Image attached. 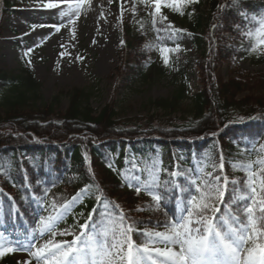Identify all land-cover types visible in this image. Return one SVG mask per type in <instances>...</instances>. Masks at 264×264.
Returning <instances> with one entry per match:
<instances>
[{
	"label": "trees",
	"instance_id": "16d2710c",
	"mask_svg": "<svg viewBox=\"0 0 264 264\" xmlns=\"http://www.w3.org/2000/svg\"><path fill=\"white\" fill-rule=\"evenodd\" d=\"M15 1L2 0L6 13L12 11ZM162 10L186 30L176 32L177 28L154 14L142 17L132 29L127 28L129 40L121 51L124 57L117 71L118 87L128 90L138 82H158L171 76L178 86L175 94L169 100L150 101V105L176 112L189 97V64L181 62L177 46L181 48L188 36L196 50L209 47V68L218 62H230L235 55L233 49L225 48L230 37L237 38L240 31L258 27V21L264 19V7L251 0H198L182 6L183 14L169 8ZM162 28L170 30L158 31ZM252 43L248 39L244 44L250 54ZM161 48L171 50L167 53V65L161 57ZM23 72L22 76H15L0 70V90L17 92L8 101L5 114L0 113V226L15 241L25 239L28 231H37L40 214L49 211L51 198L63 195L64 186L77 188L73 197L86 186L89 188L71 208L74 212L69 216L70 210L60 222L75 232H79L78 227L85 224L94 210V221L99 222L101 213L107 211L108 222H117L116 199L122 198L136 211L132 201L139 195L147 197L149 203L132 217L137 227L162 229L168 219L179 215L177 201L187 194L169 186L168 198L157 209L146 192L138 195L134 187L128 186L137 184L133 177L139 176L143 183L151 179L155 169L161 181L175 183L170 174L179 171L182 176L178 183L188 187L190 179L197 175L203 177L213 171L221 174L208 160L210 156L222 155L225 157L222 174L230 180L242 181L246 170L240 165L264 158V153L257 149V143L264 141V101L238 99L242 82L223 83L202 69L204 89L195 95L189 118L170 119L154 114L119 120L113 102L100 112L93 109L92 88L72 89L57 94L41 107L24 110L30 99L39 98L40 84L29 66L25 65ZM64 98L68 107L61 111ZM258 169L254 164L253 170ZM256 183L259 187L260 181ZM231 189L229 184L224 204L217 202L221 212L216 215H224L238 195ZM192 191L195 194L194 187ZM97 195H102L100 202ZM133 239L137 243L144 240L137 233H133ZM4 256L7 258V253Z\"/></svg>",
	"mask_w": 264,
	"mask_h": 264
},
{
	"label": "rangeland",
	"instance_id": "374dc122",
	"mask_svg": "<svg viewBox=\"0 0 264 264\" xmlns=\"http://www.w3.org/2000/svg\"><path fill=\"white\" fill-rule=\"evenodd\" d=\"M251 1L264 7V0ZM48 3H57L59 6L49 9L46 7ZM14 6L12 11L6 13L0 0V70L22 76L25 65L32 69L40 84L39 98L30 99L27 106H23L24 110L41 107L57 94L66 93L72 89L92 88L93 109L100 112L107 104L113 102L119 120L154 114L170 119L189 118L192 115L195 95L204 89L202 69L207 70L215 79L218 77L223 83L232 80L244 83L237 96L238 99L250 98L252 102L264 101V59L262 58L264 46L250 54L244 47L245 41L249 39L242 34L244 31H240L237 38L230 37L225 46L227 49L234 50L235 55L232 61L218 62L213 68L207 65L209 47L206 45L203 51H198L187 36L179 48V57L181 56L180 60L183 64H189V97L182 101L176 112H166L151 106L150 101L172 98L178 86L171 76L158 82L152 80L150 83L138 82L128 90L118 87L120 79L117 71L121 68L124 57L121 51L129 40L126 29H132L142 17L154 14L152 0H143V2L142 0H111V2L110 0H16ZM202 10L205 12L206 8ZM61 13L65 15L62 16ZM164 16L167 17L166 20L163 19ZM70 17L74 23L66 27L62 26L60 32H55L52 26L64 25ZM159 17L173 28L186 30L180 28L178 20L163 10L162 16ZM141 35L144 34L141 33ZM16 93L15 89L0 90V113L5 114L8 101ZM67 107L68 101L64 98L61 101L60 110L64 111ZM262 148H264V141H259L257 149L264 153ZM221 157L223 162L225 157L222 155L210 156L208 161L211 167L216 165L219 170ZM257 181H260L259 177ZM75 189L77 188L71 185L64 186L61 189L62 196L50 199L49 211H42L40 214L39 228L41 218L55 214L54 202L58 207L59 204L70 200L73 198ZM133 200H135L132 201L133 209L136 211H132L122 198L116 199V205H119V208H116L117 211L120 212L122 209L126 216L135 217V212L139 215L144 205L149 203V199L141 195ZM74 210L70 211L69 216ZM78 229L80 231V226ZM65 230L79 233L59 223L56 231ZM147 230L165 231V228ZM33 233L34 231H28L25 239L15 241L5 235L0 226V235L3 237L6 248L16 247V242L27 243L32 239ZM48 239L53 237L46 234L39 243L42 244ZM72 239V235L54 237L55 241L70 242ZM157 246L164 247V245ZM7 258L4 255L0 256V264H24L25 261L32 259L28 252L19 250L7 252ZM32 264H36L34 259Z\"/></svg>",
	"mask_w": 264,
	"mask_h": 264
},
{
	"label": "snow or ice",
	"instance_id": "6c2138e0",
	"mask_svg": "<svg viewBox=\"0 0 264 264\" xmlns=\"http://www.w3.org/2000/svg\"><path fill=\"white\" fill-rule=\"evenodd\" d=\"M194 2L198 0H152V5L154 15L162 16V8L183 14L182 6ZM58 6L57 3L46 5L49 9ZM242 15L245 19L248 18L246 14ZM163 19L166 20L167 17L164 16ZM73 23L74 20L70 17L66 24L52 27L55 32H60L62 26ZM155 23L153 20L154 25ZM258 25L254 30L249 28L242 33L253 41V52L264 46V19H260ZM169 30L158 29L164 32ZM176 50H179V46ZM160 51L167 65V53L171 50L161 48ZM261 150L264 151V148ZM222 159L221 157L219 164L221 174L213 171L206 172L203 177L197 175L196 178L190 179L188 187H181L178 183L182 176L179 171L170 174L175 183L161 181L155 169L151 173V179L143 183H140L139 176L133 177L137 184L129 183L128 186L134 187L138 195L141 191L146 192L157 209L168 198L169 186H172L174 191L187 194L186 198L178 199L179 215L164 223L165 231L141 230L137 227V222L130 216L126 217L121 209L117 222H108L107 211L101 213L102 219L99 222L94 221V210L85 224L80 225L78 234L66 230L57 232L56 228L64 216L82 195L89 192L86 186L71 201L59 204L58 207L54 202L55 214L41 218L38 232H34L32 239L27 243L16 242V247L6 248L0 235V256L7 252L26 251L36 264H264V158L240 165L241 169L246 170V177L242 181L230 180L222 174ZM254 164L259 166L258 171L253 170ZM212 167L215 169L216 165ZM257 177L260 179L259 187L256 183ZM229 184L232 185V193L238 195L231 200L225 214L218 216L216 214L220 213L221 209L216 207V204L225 203L223 197L228 193ZM96 198L100 202L102 195H97ZM115 207L119 208V205ZM217 220L220 222L217 223ZM133 233L144 237V240L137 243L133 239ZM46 234H50L53 239L40 244L39 241ZM57 235H72L73 239L70 242L55 241L54 237ZM32 259L24 264H32Z\"/></svg>",
	"mask_w": 264,
	"mask_h": 264
},
{
	"label": "bare ground",
	"instance_id": "6f19581e",
	"mask_svg": "<svg viewBox=\"0 0 264 264\" xmlns=\"http://www.w3.org/2000/svg\"><path fill=\"white\" fill-rule=\"evenodd\" d=\"M100 9V7L99 8H97V11Z\"/></svg>",
	"mask_w": 264,
	"mask_h": 264
}]
</instances>
